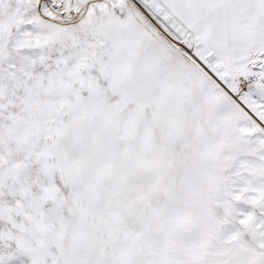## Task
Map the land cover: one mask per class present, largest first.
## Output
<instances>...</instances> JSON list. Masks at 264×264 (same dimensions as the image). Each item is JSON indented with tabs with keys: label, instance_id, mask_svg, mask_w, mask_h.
Instances as JSON below:
<instances>
[{
	"label": "snow or ice",
	"instance_id": "snow-or-ice-1",
	"mask_svg": "<svg viewBox=\"0 0 264 264\" xmlns=\"http://www.w3.org/2000/svg\"><path fill=\"white\" fill-rule=\"evenodd\" d=\"M0 264H264V0H0Z\"/></svg>",
	"mask_w": 264,
	"mask_h": 264
}]
</instances>
